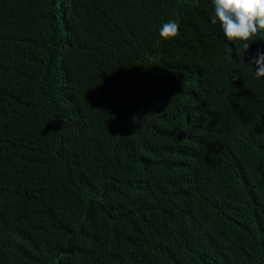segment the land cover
I'll use <instances>...</instances> for the list:
<instances>
[{
    "label": "trees",
    "instance_id": "obj_1",
    "mask_svg": "<svg viewBox=\"0 0 264 264\" xmlns=\"http://www.w3.org/2000/svg\"><path fill=\"white\" fill-rule=\"evenodd\" d=\"M213 14L0 0V264H264V35L244 53Z\"/></svg>",
    "mask_w": 264,
    "mask_h": 264
},
{
    "label": "clouds",
    "instance_id": "obj_2",
    "mask_svg": "<svg viewBox=\"0 0 264 264\" xmlns=\"http://www.w3.org/2000/svg\"><path fill=\"white\" fill-rule=\"evenodd\" d=\"M214 14L210 17L213 25L219 24L223 36L231 45L248 52L253 41H258L256 37L264 35V0H212ZM179 24L170 20L162 25L159 36L162 40H172L179 35ZM249 64L254 66L255 77H264V52L257 50L252 56ZM205 129H202L201 139L203 144L194 149L196 152V162L192 166L198 172L201 164L202 173L215 171L208 162L209 142L212 137L206 136ZM197 141L188 145L195 144Z\"/></svg>",
    "mask_w": 264,
    "mask_h": 264
},
{
    "label": "bare ground",
    "instance_id": "obj_3",
    "mask_svg": "<svg viewBox=\"0 0 264 264\" xmlns=\"http://www.w3.org/2000/svg\"><path fill=\"white\" fill-rule=\"evenodd\" d=\"M64 14V13H63Z\"/></svg>",
    "mask_w": 264,
    "mask_h": 264
}]
</instances>
